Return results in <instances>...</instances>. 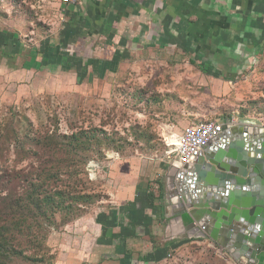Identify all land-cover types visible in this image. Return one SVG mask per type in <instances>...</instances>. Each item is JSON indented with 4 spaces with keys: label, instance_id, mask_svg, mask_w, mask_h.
I'll use <instances>...</instances> for the list:
<instances>
[{
    "label": "rangeland",
    "instance_id": "374dc122",
    "mask_svg": "<svg viewBox=\"0 0 264 264\" xmlns=\"http://www.w3.org/2000/svg\"><path fill=\"white\" fill-rule=\"evenodd\" d=\"M234 2L244 14V0ZM67 7L60 0H0V208L25 193L35 171L43 183L47 171L61 167L56 184L45 181L48 188L92 196L73 213L28 218L27 225L37 227L20 243L37 262L10 264H151V210L135 195L143 187L151 192L156 170L165 186L170 160L159 126L228 118L235 133L262 129L264 41L252 51L216 49L218 39L232 47L238 30L226 34L227 42L220 34L228 28L226 17L187 10L184 33L165 47L131 51L117 65L87 66L85 74L62 55L43 65L38 57L25 68L38 51L57 44ZM73 134L98 141L75 149L67 141ZM133 203L141 210L139 227L131 218ZM165 239L152 242L155 252ZM200 248L181 253L167 247L162 264H201Z\"/></svg>",
    "mask_w": 264,
    "mask_h": 264
},
{
    "label": "crops",
    "instance_id": "0c3cea01",
    "mask_svg": "<svg viewBox=\"0 0 264 264\" xmlns=\"http://www.w3.org/2000/svg\"><path fill=\"white\" fill-rule=\"evenodd\" d=\"M234 1L78 0L75 5L68 6L65 11L67 24L60 32L57 44L52 41L50 45H46L42 51H38L37 57H31L28 60L25 68L32 67V62L37 63L38 57L41 58L38 64L42 62L43 65L44 60H48L49 63L59 62L62 55L85 74L87 66L104 68L111 66V63L113 66L117 65L131 51L153 48L159 45L165 47L166 43L171 42L170 40L174 35L179 36L180 33H184L189 27L185 20L187 10L196 11V13L204 10L215 11L226 17L228 28L220 34L227 37V42L230 34L235 36V31L231 30L234 28L238 30L235 33L238 36V40H234L236 44L233 41L232 47L226 45L222 47L223 44L218 39L216 49L226 48L231 51L241 47L242 50H256L260 48L259 44L264 41V0H244V11L242 12L244 14L238 13ZM239 39L243 43H240ZM58 45L63 47L62 51L65 55L60 54ZM94 71L96 73V69ZM95 73H91L89 76L94 77ZM200 122L166 121L163 125H169L175 129V132H179L188 124ZM163 125L159 127L161 128ZM232 127L233 125H230V128ZM161 176L160 170H156L154 173L151 172V193L156 198L158 195L157 181ZM163 188L161 206L160 202L157 201L158 204L154 203L150 209L151 264L165 263L164 255L166 252H163V250H167V247L168 249L169 247L177 248V250L181 249V253H184L185 251L188 252L189 247L192 245L201 247L198 252L199 258L202 260L201 264H236L219 244L209 239L189 240L180 233L177 225L169 222L167 218L170 217V212L163 199L168 188L165 186ZM145 191L144 187L138 189L135 197ZM130 206L131 204H129ZM148 215L150 214L148 213ZM131 218L133 222V218L135 219V224L139 227V215L132 213ZM161 219H163V224L160 223ZM105 235L108 236L109 234L105 233ZM161 235L166 238L164 240L165 245H161L165 247L159 252H155L152 242L156 240L157 243L158 237H161ZM102 241H105L103 237L100 242L102 243Z\"/></svg>",
    "mask_w": 264,
    "mask_h": 264
},
{
    "label": "water",
    "instance_id": "95a60500",
    "mask_svg": "<svg viewBox=\"0 0 264 264\" xmlns=\"http://www.w3.org/2000/svg\"><path fill=\"white\" fill-rule=\"evenodd\" d=\"M251 131L224 127L192 165L165 173L169 222L189 240L219 244L236 264H264V132Z\"/></svg>",
    "mask_w": 264,
    "mask_h": 264
},
{
    "label": "trees",
    "instance_id": "16d2710c",
    "mask_svg": "<svg viewBox=\"0 0 264 264\" xmlns=\"http://www.w3.org/2000/svg\"><path fill=\"white\" fill-rule=\"evenodd\" d=\"M63 54H65L63 52ZM228 118H223L225 120ZM83 134V133H82ZM73 134L67 138L68 146L75 147V149L85 150L86 146L98 141V138L94 135L87 136L86 134ZM81 137V138H80ZM65 138V137H63ZM88 141L87 142L85 141ZM64 147L67 148L66 145ZM87 148V147H86ZM64 162V161H63ZM83 165V162L81 163ZM62 168L54 169L55 173L52 171H47L45 181H49L50 178L54 179V183L59 179V175H62ZM64 173V172H63ZM66 173V172H65ZM42 177L37 175L35 171L33 179L27 181L28 187L25 193L14 200L11 207L7 206V202L4 201L2 207L0 208V264H10L14 260L24 261L25 263L37 262L34 255H27L25 247L20 243L21 240L26 239L30 236H34V229L37 227L34 225L28 226V218H36L40 221L41 218L45 219L47 216V211H52L54 213L62 212H72L73 206L75 204H85L92 196L84 194L82 192L70 193L63 189H58L57 187L48 188L45 181L42 183ZM56 184V183H55ZM158 185V195L157 198L150 191H145L137 195V198L142 200L145 208L151 209L154 201L162 200V190L163 185L161 181H157ZM135 203L131 204L130 210L136 215H141V210H136L134 208ZM17 221H13L14 219ZM30 243V241H27Z\"/></svg>",
    "mask_w": 264,
    "mask_h": 264
},
{
    "label": "built area",
    "instance_id": "2783aa9c",
    "mask_svg": "<svg viewBox=\"0 0 264 264\" xmlns=\"http://www.w3.org/2000/svg\"><path fill=\"white\" fill-rule=\"evenodd\" d=\"M62 5L73 6L76 0H60ZM65 51V50H64ZM231 121L205 120L197 124H188L179 132L169 125L160 128V141L165 147V156L169 159V166L182 170L194 163L209 143L215 141L223 132L224 127H230ZM264 132V126H262ZM177 178L179 175L177 174Z\"/></svg>",
    "mask_w": 264,
    "mask_h": 264
},
{
    "label": "bare ground",
    "instance_id": "6f19581e",
    "mask_svg": "<svg viewBox=\"0 0 264 264\" xmlns=\"http://www.w3.org/2000/svg\"><path fill=\"white\" fill-rule=\"evenodd\" d=\"M237 129V128H236ZM260 129H257V128H254V129H252V131H251V129H248V130H246V131H251V132H253V133H255V131L258 133V131H259ZM243 131H245V130H243ZM233 133H235L234 131H233V129L231 128V134H233Z\"/></svg>",
    "mask_w": 264,
    "mask_h": 264
}]
</instances>
